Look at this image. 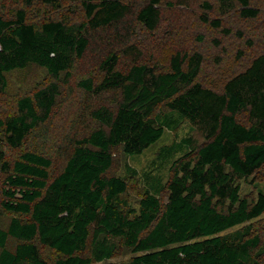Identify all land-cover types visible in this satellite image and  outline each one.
Wrapping results in <instances>:
<instances>
[{
  "label": "trees",
  "instance_id": "1",
  "mask_svg": "<svg viewBox=\"0 0 264 264\" xmlns=\"http://www.w3.org/2000/svg\"><path fill=\"white\" fill-rule=\"evenodd\" d=\"M80 1L86 20L78 24L61 19L29 22L22 9L12 18L0 13V89L6 72L29 64L44 67L54 78L64 71L67 75L78 59L100 46L102 77L97 83L86 78L78 84L93 94L120 95L115 109L91 111L100 126L74 140L63 168L53 177L51 159L45 155L24 151L10 164L0 155L6 172L1 207L18 214L0 227V264H50L35 239L61 255L55 264L98 262L112 256L113 238H122L136 253L128 264H259L254 251L264 244L259 235L225 231L264 212V191L249 202L240 195L239 183L264 163V50L230 76L222 91H215L196 81L202 63L198 51L175 52L167 71L138 62L141 52L128 43L126 17L135 14L153 30L160 19V0H146L136 10L121 0ZM217 1L222 11L237 2L240 16L259 15L250 0ZM204 6L210 8L206 2ZM200 19L221 26L218 18ZM117 48L132 56L126 70L116 67ZM58 92L57 81H51L20 97L16 113L0 117L4 141L19 147L48 119ZM161 102L168 112L154 115ZM182 120L196 126L204 142L183 136L162 145L155 162H170L171 176L162 181L146 172L138 209L130 208L121 197L125 180L106 175L112 148L121 145L128 156L138 155ZM9 236L18 240L13 250L6 247Z\"/></svg>",
  "mask_w": 264,
  "mask_h": 264
},
{
  "label": "rangeland",
  "instance_id": "2",
  "mask_svg": "<svg viewBox=\"0 0 264 264\" xmlns=\"http://www.w3.org/2000/svg\"><path fill=\"white\" fill-rule=\"evenodd\" d=\"M92 2L97 0H90ZM136 10L146 0H121ZM205 2L210 6L206 8ZM250 4L259 9L256 18L240 16V5L234 2L228 11H222L217 0H160V19L153 30H148L135 14L126 17L130 30L129 45H134L141 56L138 62L151 66L156 71L169 69L170 57L177 51L191 53L198 51L202 63L196 81L215 91H222L225 81L236 72L244 69L251 59L264 50V0H250ZM16 9L25 12L29 22L41 23L48 19H61L68 24H78L86 20L85 10L80 0H0V13L5 18L14 17ZM201 15L218 18L220 27H213L200 19ZM127 45V43H126ZM83 58L78 59L66 75L62 72L54 78L37 64L13 69L5 73V87L0 89V117L16 113L17 100L51 81H57L59 92L48 119L36 126L19 147H11L4 141L0 130V155L9 164L24 151H34L51 159L49 175L53 177L64 166L75 139L88 135L97 129L100 123L91 115V111L100 106L110 109L117 107L120 95L118 91L93 94L86 91L78 82L90 78L98 82L102 71L98 67L103 47L93 46ZM106 49V48H105ZM118 61L116 67L126 70L133 62L132 56L120 48L116 49ZM168 112L164 102L159 103L153 114ZM239 119L245 121L243 116ZM183 136H191L197 144L204 142L201 132L188 120H182L173 130L164 129L162 137L145 148L140 154L128 156L121 145L112 148L113 162L106 175L123 178L127 184L121 197L127 205L137 210L143 196L145 183L143 175L150 171L167 181L171 176V163L155 162L156 153L162 145L170 144ZM1 164V160H0ZM6 172L0 166V227H6L12 214L1 207L2 187ZM240 195L253 202L259 190L264 191V163L246 179L240 182ZM166 193L160 195L165 200ZM23 217V216H19ZM242 230L249 235H259L264 243V212L256 218L245 221L225 232ZM115 249L110 258L89 264H128L136 254L123 243L122 238L112 239ZM17 239L8 237L6 247L13 250ZM41 256L50 264H55L61 255L51 247L34 240ZM264 245V244H263ZM257 248L259 264H264V248ZM87 248L84 254H88Z\"/></svg>",
  "mask_w": 264,
  "mask_h": 264
}]
</instances>
